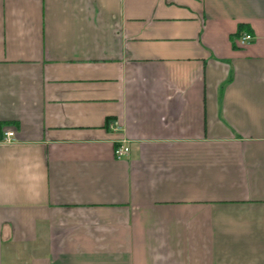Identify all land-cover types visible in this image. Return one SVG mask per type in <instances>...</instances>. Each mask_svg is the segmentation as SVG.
I'll use <instances>...</instances> for the list:
<instances>
[{
  "label": "crops",
  "instance_id": "0c3cea01",
  "mask_svg": "<svg viewBox=\"0 0 264 264\" xmlns=\"http://www.w3.org/2000/svg\"><path fill=\"white\" fill-rule=\"evenodd\" d=\"M0 264H264V0H0Z\"/></svg>",
  "mask_w": 264,
  "mask_h": 264
},
{
  "label": "built area",
  "instance_id": "2783aa9c",
  "mask_svg": "<svg viewBox=\"0 0 264 264\" xmlns=\"http://www.w3.org/2000/svg\"><path fill=\"white\" fill-rule=\"evenodd\" d=\"M253 40V35L250 33H243L238 37V44L245 45ZM15 136V132L12 130H8L4 133L3 140L5 142H11ZM129 151V147L125 144H119L114 147V156L116 158H120L123 155L127 154Z\"/></svg>",
  "mask_w": 264,
  "mask_h": 264
},
{
  "label": "trees",
  "instance_id": "16d2710c",
  "mask_svg": "<svg viewBox=\"0 0 264 264\" xmlns=\"http://www.w3.org/2000/svg\"><path fill=\"white\" fill-rule=\"evenodd\" d=\"M241 28H242V25H238V30H237V32H240V31H241Z\"/></svg>",
  "mask_w": 264,
  "mask_h": 264
}]
</instances>
